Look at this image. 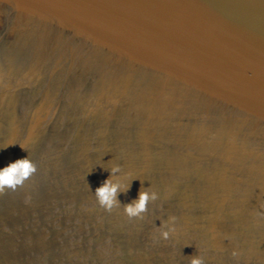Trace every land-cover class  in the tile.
I'll return each instance as SVG.
<instances>
[{
    "label": "water",
    "instance_id": "obj_1",
    "mask_svg": "<svg viewBox=\"0 0 264 264\" xmlns=\"http://www.w3.org/2000/svg\"><path fill=\"white\" fill-rule=\"evenodd\" d=\"M28 156L0 264H264V0H0V168Z\"/></svg>",
    "mask_w": 264,
    "mask_h": 264
},
{
    "label": "clouds",
    "instance_id": "obj_2",
    "mask_svg": "<svg viewBox=\"0 0 264 264\" xmlns=\"http://www.w3.org/2000/svg\"><path fill=\"white\" fill-rule=\"evenodd\" d=\"M15 146V145H11ZM23 150L27 151L23 145H19ZM37 171L35 162L30 156L16 159L8 163L5 167L0 168V195L6 191H15L18 187H22L28 179H30ZM121 172V165L116 164L111 167V175L104 180L102 184L94 191V196L98 205L105 211L111 212L114 208L121 206L118 200V194L126 192L130 188L119 182H115L113 177ZM159 198L158 193L150 191L149 188H141L138 198L130 203L123 205V212L129 219H142L143 215L148 211V204ZM177 231L176 217L169 216L158 227L159 238L168 240L172 234ZM190 264H204V260L198 254L189 257Z\"/></svg>",
    "mask_w": 264,
    "mask_h": 264
}]
</instances>
